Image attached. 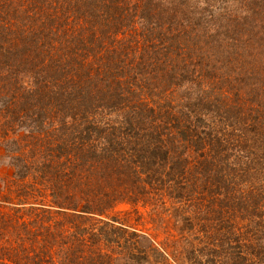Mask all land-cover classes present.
<instances>
[{"label":"rangeland","instance_id":"1","mask_svg":"<svg viewBox=\"0 0 264 264\" xmlns=\"http://www.w3.org/2000/svg\"><path fill=\"white\" fill-rule=\"evenodd\" d=\"M111 2L112 6L118 7L113 12L123 17V3L134 5L135 0ZM19 3L23 4L20 0H0V264L14 261L29 263L27 258L21 257L23 254L16 250V246L26 247L31 244L36 247L44 246L46 255L51 254L57 264L63 263L58 258L64 255L67 256V261H72L71 264H264V147L258 145L257 138L252 134L248 135L251 153L248 154L247 164L241 162V166L238 162L235 168L228 167L229 177L220 187H217L215 177L203 182L202 172L205 171V166L200 165L202 161L197 151L187 144L189 152L185 156L186 162L182 161L172 169L176 179L171 182L173 190L168 188L166 182L163 187H145L138 194L130 192L126 196L121 195L122 200L114 203L102 216H93L91 220H87L90 216H84L86 219L78 220L80 223L73 224L74 217L57 215L59 212L52 207L46 181L51 177L55 181L60 178L57 174H63V171L59 163L67 160L56 143L62 135L65 138L77 137L79 130L89 125L90 119L98 123L101 117L99 110H92L88 114L81 108L83 106H72L70 97L65 95L68 87L64 85L65 89L59 84L54 70L58 67L59 57L63 59L69 54L59 51V43L54 42L53 47L58 46L56 49L48 47L50 51L41 52L40 49L29 47L28 51L31 52L23 54L25 36L27 39L33 35L21 33L22 28L20 29L17 21L20 14L18 9L13 8ZM109 3L110 1L107 2ZM200 5L195 4V0H143L139 7L145 8L146 12H155L159 8L162 13L166 10L172 14L169 19L162 18L158 23L153 21L156 28L153 31L156 34L161 32L181 35L185 42L204 37V48L206 41L210 46L213 43L210 40L218 38L220 44L226 45L228 42L225 35H222L226 33L224 28L215 26L216 19L220 17L214 18L215 24L206 23L200 16L204 5ZM205 17L209 20L211 16ZM219 21L225 25L224 20ZM82 24L85 25L81 23V27ZM133 25L139 35H150L148 25L144 22L135 21ZM103 26L102 30L105 31L101 35L82 31V35H65V38H71V44L75 43L73 39L77 40V45L82 40L87 49H96L104 43H107V47H112V44L117 46L119 43L134 41L130 35L127 38L116 35L117 40L111 31L107 33L117 26V21L111 20ZM78 27L79 24L76 28ZM111 36L116 38L112 44ZM53 37L54 35L50 36ZM185 53L187 52L180 59H186V65L190 66V61L195 64L191 55L189 61V53ZM3 55L4 58L1 57ZM51 57L53 58L50 59ZM242 57L245 62L244 71L233 65L232 75H241L243 78L264 62L260 53L253 52ZM39 61H43V64H39ZM171 62L167 60L165 67H171ZM175 63L182 64L179 61ZM189 71L191 72V66L165 76L162 83L165 84L164 93L160 92V87L158 90L154 89L150 80L144 82L142 79L144 90L141 89L139 99L146 101L144 105L153 106L160 112L162 122L167 123L173 132L185 131L184 127L188 123L195 126L190 127L191 130L198 132L204 125L203 121L198 120L203 115L204 119L209 117L211 122L217 119L215 108L207 110L203 101L210 100L213 103L217 100L218 92L221 93L219 88L227 89L229 84L223 81L219 73L213 77L201 70L199 73L207 76L208 82H214V79L217 81V84L214 82V89L208 90V86L189 75ZM160 75L162 74L157 76ZM211 91H216L217 94H208ZM145 93L151 96H146ZM167 106L169 112L165 121L162 107ZM186 106L189 112H186ZM106 110L107 108L104 109ZM171 113L174 116L171 117ZM68 142L71 149L63 148L76 152L74 142ZM181 149L182 147L178 148L177 152ZM78 150L83 153L86 151L81 148ZM210 153L213 154L214 151L208 152L211 157ZM46 162L49 163L48 167H52V173L44 169ZM35 213L38 216L37 222L30 223ZM73 225H80L86 232L103 226V244L89 245L87 248H82L77 243L68 245ZM43 226H48L47 230H40ZM35 229L42 233L36 239L32 236L28 240L27 235L31 236V231ZM105 232L110 236V242H107ZM114 241L125 242V248ZM131 243L137 244L136 250L130 248ZM66 246L72 247L71 251H65ZM95 248H98L97 258L91 256V253H95ZM81 251L84 254L88 252L84 261ZM64 259L66 261L65 257Z\"/></svg>","mask_w":264,"mask_h":264},{"label":"trees","instance_id":"2","mask_svg":"<svg viewBox=\"0 0 264 264\" xmlns=\"http://www.w3.org/2000/svg\"><path fill=\"white\" fill-rule=\"evenodd\" d=\"M20 1L23 4L19 3L13 7L14 10L18 9L20 14L17 17L18 26L22 28L23 35H33L27 39L25 36L23 54L31 52L28 51L29 47L44 52L50 51L48 47L56 49L58 46L62 54L63 51L69 54L63 59L59 57L58 67H55L54 73L59 84L63 87L67 85L68 90L64 87L65 95L70 97L72 106H83L81 108L88 114L92 110H99L101 117L98 123L90 119L89 125L79 130L77 137L65 138L62 135L56 143L67 160L65 163L59 161V167L63 171V174H57L60 178L55 181L51 177L46 181L52 207L59 212L57 215L74 217V224L79 222L78 220L86 219L84 216H90L87 220H91L93 216H102L114 203L122 200L121 195L126 196L130 192L138 194L145 187H163L166 182L168 188L173 190L171 182L175 178L172 169L182 161L186 162L185 156L189 152L187 144L197 151L202 161L200 165L205 166V171L202 172L203 182L215 177L218 181L217 187L224 185L229 177L228 167L235 168L238 162L247 164L248 154L251 153L248 135H254L258 145L264 147V62L243 78L241 75H232L231 70V67L236 65L244 71L245 62L242 55L254 52L264 57V0H195V4L204 5L203 12L200 13L201 19L206 23L215 24L214 18L220 17L216 19L215 26L224 28L226 32L222 34L228 42L226 45L220 44L218 38L215 41L210 40L213 42L210 46L206 41L205 48L204 37L185 42L181 35L173 36L171 33L161 32L156 34L153 31H156L154 22L158 23L162 18L169 19L172 14L166 10L162 13L159 8L155 12H146L145 8L139 7L143 0H135L134 5L123 3V17L113 12L118 8L116 5L112 6L113 0H108L109 4L107 0H29L31 3L27 0ZM208 15L211 16L209 20L205 17ZM111 20L117 21V26L109 29L107 33L111 31L116 38V35H123L124 38L130 35L134 41L113 46L116 38L111 36L112 47H107V43H104L96 49H87L82 40L77 45V40L73 39L75 43L71 44L72 39L65 38V35H82V31L101 35L102 31H105L102 30L103 24ZM139 20L148 25L150 35H139L133 25ZM219 20H224L225 25ZM81 23L85 25L82 24L81 27ZM78 24L79 27L76 28ZM51 35L54 37L50 38ZM54 42L59 43L56 48L53 47ZM184 52L189 53V61L191 55L195 62H189L191 72L188 74L198 81L202 80L208 90H213L214 82L217 84V81L214 79V82H208L207 76L199 73L201 70L213 77L219 73L223 81L229 84L227 89L219 88L221 93H208L217 94V100L213 103L210 100L203 101L207 110L215 108L217 119L211 122L209 117L204 119V115L200 116L198 120L204 124L202 129L198 132L191 130L190 127L195 126L188 123L184 127L185 131L178 133L170 131L168 124L162 122L159 117L160 112L153 106L144 105L146 101L139 99V93L141 89L144 90L142 79L144 82L150 80L154 89L158 90L160 87V92L164 93L165 84L162 83L165 76L190 67L186 65V59H180ZM167 54H170L169 57ZM1 57L4 58L5 55ZM167 60L172 61L171 67H165ZM178 61L182 64L175 63ZM39 64H43V61H39ZM158 74L162 75L158 77ZM244 84L247 85L246 88ZM205 92L207 94V89ZM145 95L151 96L148 93ZM162 108L167 121L168 106ZM186 112H189L187 106ZM172 113L169 114L171 117L174 116ZM69 140L71 143L76 140L73 144L77 151L74 153L63 148L71 149ZM180 147L182 149L177 152ZM79 148L86 149L85 153L80 152ZM209 151H214L213 154L210 153L211 157ZM48 164L46 162L44 169L52 173V167H48ZM121 184L124 185L121 187ZM67 211L69 214H66ZM37 218L35 213L30 223L37 222ZM73 226L74 229L69 234L71 242L68 245L77 243L82 248H87L89 245L91 247L103 244V226H97L96 230L91 232L81 229L80 225ZM47 227L43 226L40 230H47ZM40 230L31 231L32 235H27L28 240H31L32 236L36 239L42 233ZM28 231L29 229L27 233ZM105 235L107 242H110L108 233L105 232ZM133 235L138 238L135 233ZM114 242L123 246V249L126 246L125 242ZM16 247V250L22 252L21 257L27 258L29 263L14 261L10 264H57L51 254L46 255L44 246L36 247L31 244ZM71 248L67 247L65 251H71ZM98 248H95V253ZM130 248L136 250L137 244L133 243ZM87 253L81 251L83 261ZM95 253H91V256L97 258L99 253ZM64 257L58 258L62 259V264H71L72 261H67L66 255Z\"/></svg>","mask_w":264,"mask_h":264}]
</instances>
